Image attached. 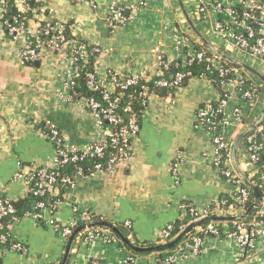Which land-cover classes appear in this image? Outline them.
Wrapping results in <instances>:
<instances>
[{
	"label": "crops",
	"instance_id": "crops-1",
	"mask_svg": "<svg viewBox=\"0 0 264 264\" xmlns=\"http://www.w3.org/2000/svg\"><path fill=\"white\" fill-rule=\"evenodd\" d=\"M36 1L38 11L27 18L26 32L16 37L5 33L0 6V197L13 201L26 198L28 182L16 179L15 174L52 165L55 149L46 134L49 125L77 147L92 141L97 133L89 113L61 96L71 70L70 49L58 51L44 45L37 61H22V46L37 31L41 17L68 24L75 38L98 49L93 67L99 82L108 89L113 86L109 70L154 75L161 59L170 62L181 56L184 47L177 44L178 39L203 44L188 18L215 48L264 73L261 58L232 47L215 33L216 17L211 11L202 18L195 14L196 0ZM239 1L229 0L234 4ZM115 5L123 8L129 19L110 28L106 19ZM219 96L218 88L202 76L191 77L173 91L151 92L131 140L126 167L77 175L73 184L64 188L54 211L45 212L44 220L26 213L11 218L7 223L10 242L0 248V264H58L70 235L64 236L48 222L50 214L69 223L78 214L76 210L91 212L124 229L127 239L138 246L162 243L165 226L183 217L182 203L224 215L221 205L236 187L212 162L211 132L195 126L198 106ZM236 105L243 109L248 123L234 117ZM263 111L264 84L253 105L233 99L223 107V117L229 120L226 132L235 138ZM232 165L249 181L257 175V168L247 161L243 142ZM261 186L264 195V180ZM260 229L248 256L233 237L207 236L198 252L177 254V264H264V226ZM103 230L101 233H109ZM83 235L73 240L65 264H87L91 259L103 264H161L163 251L133 254L119 241L102 236L89 240Z\"/></svg>",
	"mask_w": 264,
	"mask_h": 264
},
{
	"label": "built area",
	"instance_id": "built-area-1",
	"mask_svg": "<svg viewBox=\"0 0 264 264\" xmlns=\"http://www.w3.org/2000/svg\"><path fill=\"white\" fill-rule=\"evenodd\" d=\"M71 1L81 2L82 0ZM242 1L248 7L242 12L244 19H256L254 15L255 11H259L260 15V20H258V31L260 35L255 38L252 45L249 44L247 38L241 34H237L233 28L227 25L230 23V25H235L236 27L237 25L240 26L248 37H254L255 35V30L251 25L246 24L244 20H237L234 3H230L229 0H196L194 12L199 18H202L211 11L216 17L214 31L221 39L232 47L254 57L261 58L264 61V4L260 3V0ZM8 4H11L16 10V14L9 17L5 16L9 11ZM0 6L3 28L5 29V33L11 37H16L18 34L26 32L27 18L35 14L39 9L36 0H0ZM219 13L226 15L224 22L219 21ZM128 19L129 17L123 13V8L115 5L111 8L106 20L108 26L114 28L124 25ZM39 20L37 31L33 35L28 36L22 46V61L24 63L37 61L40 50L44 45H49L58 51L63 48L70 49L71 70L64 80V90L61 96L68 102L81 105L89 113L94 119L97 133L92 141L77 147L70 144L67 137L53 125L47 127V137L55 149L52 165L32 167L30 171L20 170L15 174L16 179L20 178L28 182L29 195H32L34 198H40L46 194H53L54 186L58 182L64 188L72 185L77 175L92 174L97 171L126 167L131 154V140L135 137L139 126L138 114L132 108L131 104L136 102L142 106V110L140 111L142 115L151 93L147 82L153 80L158 87L174 89L182 85L185 75H190L189 71H176L170 80L161 78L160 76L169 70V61L161 59L158 62L159 70L154 75L141 76L126 71L109 70L108 76L113 86L112 89H108L99 82L93 67L92 70L85 73L86 86L91 91H98L99 97L81 95L74 89L75 80L79 76L82 68L87 65L89 55L91 53H97L98 49L88 45L83 40L67 38L65 34V23L44 17H41ZM177 44L183 46L184 50L181 56L174 60V66L187 67L195 62L207 61L209 66L217 70L219 76L224 77L227 74H233L232 78L221 83L222 92L217 100H206L198 106L195 126L205 128L211 132L215 152L212 162L219 169L221 175L236 187L231 195V200L234 201V204H230L225 209V214L219 216L241 215L248 207L246 203L249 199V190L243 185L242 177L232 165L231 151L234 144V137L229 136L226 132L229 120L223 117V107L233 99H239V101H242L248 107L253 105L263 89V84L259 83L256 78L249 76V72H246L243 68L231 65L230 63L229 65L217 53L209 50L210 55L208 56L205 48L202 46L196 47L192 41L186 38L178 39ZM200 76L205 77V75ZM245 78L251 79L253 85L251 89H242L241 86ZM135 85L139 87L137 93L125 91ZM226 87H231V89H227ZM233 114L239 122L244 117V112L240 105L233 107ZM109 149L111 151H108ZM243 149L247 161L257 168L256 164L259 160V153H264L263 125L259 123L246 135L243 140ZM89 159L94 160L90 167L88 165H78L72 175L66 171H59L61 167L69 163L88 161ZM263 176L264 174H262ZM58 201L55 200L47 203L41 200H32L31 210L25 213L27 216L35 218L36 220H44L45 212L54 211ZM13 202L12 199L0 197V248L9 240L8 231H1V228H3L2 220L5 217L12 219L18 218L15 214L16 208ZM180 209L183 215L187 214V212L189 213L191 216L189 222L204 216L214 215L210 209L199 210L191 203L180 204ZM233 211L236 214H231ZM75 212L78 214L69 223L60 222L53 214H50V217H48V222L55 229L60 230L61 234L67 236L77 226L97 220L91 212L77 210ZM226 222L228 221H213L208 222L204 227L201 225L196 227L194 233L189 236L188 240L179 244L173 250V253L161 260L160 263L177 264V254L182 255L186 251L198 252L207 236H219L220 232L224 233L226 237L235 238L242 254L248 256L253 249L256 236L261 231L260 227L264 226V195L260 200L257 210L249 219L230 221L232 223V229L229 228ZM219 223H221L220 231L217 228ZM187 224L180 225L174 235L171 234L174 228L173 225L171 223L167 224L162 231V242L171 240ZM101 232H104L103 227L93 226L84 228L77 235L84 233L83 237L89 240L96 236H102L108 241H117L115 237L109 234L110 231L108 234ZM17 248H20L19 245ZM91 264L99 263L97 259H93Z\"/></svg>",
	"mask_w": 264,
	"mask_h": 264
},
{
	"label": "trees",
	"instance_id": "trees-1",
	"mask_svg": "<svg viewBox=\"0 0 264 264\" xmlns=\"http://www.w3.org/2000/svg\"><path fill=\"white\" fill-rule=\"evenodd\" d=\"M260 3L264 4V0H260ZM8 8H9L8 9L9 11H8L7 15H5V16L9 17L11 15L16 14V10L11 4H8ZM247 8L248 7L246 6V3L244 1H242V0L234 4V11H235V15H237V20L238 21L244 20L246 24L251 25L253 27V29L255 30L254 37H248L247 35H245L244 30L238 25H237V27L235 25H230V23L227 24V25L230 26L231 28H233L234 31L237 34H241L242 36L247 38V40L249 41V44L252 45L254 43L255 38L260 35V33L258 31V27H259L258 20H260V15H259V11H255L254 15H255L256 19H244V17H242V12L245 11ZM218 19H219V21L224 22L226 20V15L224 13H219ZM65 26H66L65 34H66L67 38H69V39L75 38L74 35L72 34V32L70 31L69 25L65 24ZM75 39H77V38H75ZM195 46L196 47L202 46L203 48H205L207 50V55L208 56L210 55V51H209L210 49H208L204 44H201V45L198 44V45H195ZM95 54L96 53H91L89 55V59H88L87 65L84 68H82V70L80 71L79 76L75 80L74 89H75V91L77 93H79L81 95L94 96V97L98 98L99 97L98 91H91V90H89L87 88V86H86V77H85V73L87 71L93 69V62H94ZM229 63L230 62H228V64ZM230 64L234 65L232 63H230ZM176 71H186V72L189 71L190 72V75L189 74L185 75V78H184L182 84H184L192 76L205 75V77L207 79H209L218 88L220 93L222 92L221 83L225 82L228 79L233 77L232 73L231 74H227L224 77L219 76L217 70H215L212 66H209V63L207 61H202V62H199V63L195 62V63H192V64L188 65L187 67H176V66H174V61H170L169 62V70L165 71L162 74V76H160V77L170 80V79H172L173 74ZM147 84H148L151 92H154V93H157V94H162L163 88L156 86L153 80L147 82ZM252 86L253 85H252L251 79L250 78H245L241 87L244 90V89H251ZM138 88H139L138 85H135L133 87H130V88L126 89L125 91L126 92L137 93L138 92ZM167 90L173 91L174 89H167ZM123 101H124V99H123ZM131 105H132V108L137 112V114H138V118L137 119H138V122H140V118H141L140 117V115H141L140 111L142 110V106H140L136 102H133ZM216 117H218V116H216ZM241 122L242 123H248L249 120H247L246 118L242 117L241 118ZM260 124L264 126V118L260 121ZM108 151H111V149H109ZM93 161L94 160H90L89 159L88 161H81V162L79 161V162H76V163H69V164L61 167L59 171H61V172L62 171H66V172H68L69 174L72 175L75 172L76 166H78V165H88L90 167ZM256 165H257V168H258L257 175L252 176L250 181L259 190L260 200H261V198H263V191H262L261 182L264 180V176L262 177V174H264V153H262V152L259 153V160H258ZM243 185L245 187H247V189L249 190V199H248V201L246 203V205L249 206V205L252 204V201H253V193H252L251 188L248 186V184L244 180H243ZM63 190H64V187L61 185V183L58 182L54 186V189L52 191L53 194H46L45 196H42L40 198H37V197L34 198L32 195H29V196H27L24 199H21V200H18V201H14L13 204H14V206L16 208V213H15L16 216L17 217H21L25 212L30 211L31 210V202H32V200H41V201H44V202H47V203L53 202L55 200H58L60 198L61 193L63 192ZM56 191H57V193H55ZM231 198H232V196L227 197L225 204L221 205V207L226 209V208L229 207L230 204H232V203L234 204V201H232ZM10 219H11L10 217H5L2 220L3 228H1V231H5V232L7 231L6 226H7V223L9 222ZM190 219H191V216L187 212V214H184L182 218H180V219L176 220L175 222L171 223L173 225V227H174L171 234H173V235L176 234V231L178 230L179 226L187 224L190 221ZM205 224H207V223H205ZM205 224H202L201 226L204 227ZM220 224L221 223H219L217 225V228L219 229V231L221 230V225ZM226 224L229 226L230 229H232V223L230 221L226 222ZM120 230L125 236L127 235V232L124 229L122 230L120 228ZM193 233H194V230L191 231L190 233H188L184 238H182L173 248H171V249H169L167 251H163L161 253V258L160 259L161 260L165 259L168 255H170L173 252V250L179 244H182L183 242L187 241L189 236L191 234H193ZM109 234L111 236L115 237L117 239V241H119L121 243L122 246H126L118 238V236L114 232L110 231ZM219 236H225V235H224V233L220 232ZM9 242H10V240H7L6 243H4V245L8 244ZM132 253L133 254H143V253H138V252H135V251H132ZM97 260H98L99 264H103L101 262V260H99V259H97ZM92 261H93V259L89 260L87 264H91Z\"/></svg>",
	"mask_w": 264,
	"mask_h": 264
},
{
	"label": "water",
	"instance_id": "water-1",
	"mask_svg": "<svg viewBox=\"0 0 264 264\" xmlns=\"http://www.w3.org/2000/svg\"><path fill=\"white\" fill-rule=\"evenodd\" d=\"M188 22L190 24L191 29L194 31V33L199 37V39L202 41V43L208 48L210 49V51L217 53L218 55L221 56V58H223L224 60L238 66L241 67L245 70H247L249 73H252L253 75H255L256 77H258V79L264 84V73L260 72L256 69H254L253 67L239 62L233 58H231L230 56L226 55L225 53L221 52L219 49L215 48L212 44H210L205 37L198 31V29L196 28V26L190 21V19L188 18ZM264 118V111L263 113L257 118L255 119V121H253V123L251 125H249L247 128H245L244 130L240 131L236 137L234 138V144L232 147V151H231V157H232V161L235 163V158H236V154L238 149L240 148L244 138L246 137V135L253 130V128L258 125L260 123V121ZM236 165V164H235ZM237 167V166H236ZM237 169V173L242 177V179L248 184V186L251 188L252 193H253V201L252 204L249 205L247 207V209L245 210V212L241 215L238 216H219V215H209V216H204L202 218L193 220L191 222H189L181 231H179V233L173 237L171 240L167 241V242H162V243H158L156 245L153 246H138L133 244L132 242H130L127 237L121 232V230L114 225L113 223H111L110 221H106V220H102V219H97L85 224H81L79 226H77L70 234L69 238H68V243H67V248H66V252L64 257L62 258V260L58 263V264H65L67 257H68V253H69V249L71 247V244L73 242V240L75 239V237L77 236V234L83 230L86 227H93V226H101L104 227L106 229H108L109 231L114 232L118 238L132 251L138 252V253H149V252H162V251H166L169 250L171 248H173L182 238H184L188 233H190L191 231H193L196 227L208 223V222H213V221H232V220H247L249 219L257 210L259 204H260V193L259 190L257 189V187L251 183L249 181V179L246 178L245 175H243L238 168ZM73 264V263H72Z\"/></svg>",
	"mask_w": 264,
	"mask_h": 264
},
{
	"label": "rangeland",
	"instance_id": "rangeland-1",
	"mask_svg": "<svg viewBox=\"0 0 264 264\" xmlns=\"http://www.w3.org/2000/svg\"><path fill=\"white\" fill-rule=\"evenodd\" d=\"M242 63H245V62H242ZM245 64H247V63H245ZM248 65V64H247ZM250 66V65H249ZM255 69V68H254ZM257 70V69H256ZM250 74H252V73H250ZM253 75V74H252ZM253 78H256L258 81H260L259 79H258V77H256L255 75H253L252 76Z\"/></svg>",
	"mask_w": 264,
	"mask_h": 264
}]
</instances>
